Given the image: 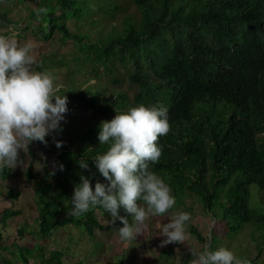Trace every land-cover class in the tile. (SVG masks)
<instances>
[{
    "label": "trees",
    "instance_id": "trees-1",
    "mask_svg": "<svg viewBox=\"0 0 264 264\" xmlns=\"http://www.w3.org/2000/svg\"><path fill=\"white\" fill-rule=\"evenodd\" d=\"M103 1L107 15L116 16L120 3ZM56 3L73 9L76 0ZM131 4L136 17L125 16L121 30L113 25L103 40L79 48L88 54L91 76L101 73L105 88L98 85L97 92L79 88L73 96H80L102 118L47 152L46 160L55 156L53 171L46 163L42 173L36 172L30 161L25 175L36 186L40 214L37 228L22 227L19 235L30 231L44 239L69 223L89 234L102 227L99 212L110 211L100 205L79 216L69 212L74 186L81 173L90 177L93 188L96 180L106 179L91 158L108 147L99 144L100 122L111 119L116 110L141 103L168 108L170 128L157 141L162 155L150 167L171 186L176 199L182 203L184 195L195 196L213 217L223 216L231 232L246 223L263 232L264 212L251 206L250 196L260 192L264 203V0H131ZM64 14H43L49 33L57 30L64 39L83 43V34L72 32L66 23H52L53 16ZM43 62L40 70L48 67ZM106 87L111 88L107 95ZM81 157L88 159L89 168L80 167ZM0 169L5 175V167ZM252 185L256 187L251 190ZM19 212L7 209L2 218ZM188 229L204 241L191 221ZM43 249L39 243L17 246L24 263L37 252L43 263L66 264L63 250L55 248L45 257ZM4 264L15 263L6 258Z\"/></svg>",
    "mask_w": 264,
    "mask_h": 264
},
{
    "label": "clouds",
    "instance_id": "clouds-1",
    "mask_svg": "<svg viewBox=\"0 0 264 264\" xmlns=\"http://www.w3.org/2000/svg\"><path fill=\"white\" fill-rule=\"evenodd\" d=\"M37 14L47 11L38 8ZM34 41L20 44L16 33L0 34V167H14L21 162L20 150L39 140L48 143L47 137L62 130L61 121L68 111L69 97L59 94L62 86L48 70H36ZM168 108L162 103L132 106L117 111L111 119L100 122L99 144L107 150L91 156L105 180H96L93 188L88 175L80 174L70 200L69 212L79 216L97 205L110 211L113 221L122 225L116 228L121 239H135L146 220L164 214L176 204L171 186L150 164L162 155L159 138L169 131ZM57 146L63 141L55 139ZM81 168H89L88 159L81 157ZM63 169V163L59 164ZM131 215H122L120 208ZM191 213L175 211L160 227L166 244L183 242ZM195 259L190 264H252L246 256L237 255L230 247L213 248L206 244L200 251L191 249Z\"/></svg>",
    "mask_w": 264,
    "mask_h": 264
},
{
    "label": "rangeland",
    "instance_id": "rangeland-1",
    "mask_svg": "<svg viewBox=\"0 0 264 264\" xmlns=\"http://www.w3.org/2000/svg\"><path fill=\"white\" fill-rule=\"evenodd\" d=\"M116 1L120 3L121 9L116 12L114 17L107 15L103 0H76L73 9H62L57 3H53L54 0L43 1L46 4L43 7L47 9L46 12H52L54 15L65 12L63 17L53 16V24L66 23L72 32L83 34L84 38L83 43H76L71 38L64 39L60 32L55 31L51 48L48 50L53 54L51 57L43 59V63L48 66L45 70L50 71L57 78V82L62 85L59 94L65 93L69 99L68 111L64 114L66 119L61 121L62 130L49 134L47 144L42 141L31 144L34 157L38 158L35 167H33L36 172L41 171L40 173H42L46 163L49 164L48 167L51 171L54 170L55 156L49 160L45 159L47 152L56 145L53 136L58 140L63 137L61 141L64 143L71 135L77 134L82 128L102 118L95 114L80 96L74 97L73 95L74 91L79 88L81 92L84 89L97 92L98 85L102 91L105 88V83L101 82V73L96 75L97 77L91 76V71L86 66L88 54L79 48L80 46L85 47L89 41L103 40L105 38L103 36L113 29V25L117 30H121L125 16L136 17L133 13L134 7L131 0ZM41 21L43 30L46 32L49 25H46L44 19ZM61 62L64 63L61 64ZM106 90L107 95L111 88L106 87ZM63 131L64 133H61ZM24 178L26 179L25 176ZM27 181H29V187L22 193L24 200L31 203V211L25 221H17L8 226V235H15L17 245L23 247H33L39 243L44 248L43 255L45 257L49 256L51 250L58 248L63 250V261L66 264H116L120 259L123 260V264H190V261L195 259L191 249L200 251L215 236L213 248L227 246L237 255L254 260L255 262L252 264H264V231H258L255 225L246 223L237 231L231 232L223 216L220 219L213 217L195 196L190 195H184L182 203L180 199H176L175 206L168 212L149 217L146 220L147 227L143 228L135 239L120 238L116 228L121 226L122 222L118 218L113 221L109 212H99L102 227L95 228L92 234H89L84 228L69 223L53 231L49 237L44 239L35 236L30 231L24 233V237H22L17 232V228L25 227L27 231L36 229V218L40 214V208L35 201L36 186L31 180L27 179ZM254 187L256 186L252 185L251 190ZM262 203L260 192L254 191V195L250 196L251 206L264 212ZM260 205L263 207L261 208ZM178 210L191 213L190 221L201 232L204 238L202 243L189 231L188 226L185 241L161 243L165 239V236L161 234V225L166 223L171 215ZM120 213L129 216V220H131V215L124 209ZM258 246H261L260 249ZM164 248L169 251L163 253ZM10 249H13V252L7 256L15 264H46L41 261V256L37 255V252L30 257V263H24L19 258L14 246Z\"/></svg>",
    "mask_w": 264,
    "mask_h": 264
},
{
    "label": "crops",
    "instance_id": "crops-1",
    "mask_svg": "<svg viewBox=\"0 0 264 264\" xmlns=\"http://www.w3.org/2000/svg\"><path fill=\"white\" fill-rule=\"evenodd\" d=\"M43 1L44 0H0V34L11 35L15 32L17 40L20 44L29 40L34 41L37 45L34 50V54L36 55L38 61V63L34 66L36 70H40L39 64L43 59L51 57L53 54L48 50L51 48L54 37L53 33L55 31L51 34L49 33L50 30H47L46 32L43 31V24L41 20L43 19V14L47 12L37 14L36 11L41 7ZM53 3H56V0H54ZM46 25L48 26L47 22ZM32 143H39V140H35ZM31 144L25 151L23 149L20 150L21 162H18L14 167L4 166L5 175H0L1 215L7 209L20 210L18 214L9 216L5 220L1 217L0 264H4V259H10L7 255L13 252V249H10L11 247L14 246V249L17 250V246H21L19 244L17 245L15 235H8V226L12 225L14 222L16 223L17 221H25L31 211V203L24 200L22 193L29 187V181H27L28 178L25 175V170L32 159L33 167H35V164L38 161V158L34 157L33 150H31ZM40 172L41 171H39V173ZM11 191L18 192L19 195L10 196L9 193ZM18 217L20 218L18 219ZM18 229L20 228H17V232Z\"/></svg>",
    "mask_w": 264,
    "mask_h": 264
},
{
    "label": "built area",
    "instance_id": "built-area-1",
    "mask_svg": "<svg viewBox=\"0 0 264 264\" xmlns=\"http://www.w3.org/2000/svg\"><path fill=\"white\" fill-rule=\"evenodd\" d=\"M1 217H2V215H1V213H0V220H1Z\"/></svg>",
    "mask_w": 264,
    "mask_h": 264
}]
</instances>
